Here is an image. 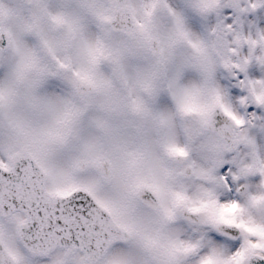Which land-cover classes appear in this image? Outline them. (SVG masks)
Masks as SVG:
<instances>
[{
	"label": "snow or ice",
	"instance_id": "1",
	"mask_svg": "<svg viewBox=\"0 0 264 264\" xmlns=\"http://www.w3.org/2000/svg\"><path fill=\"white\" fill-rule=\"evenodd\" d=\"M0 264H264V0H0Z\"/></svg>",
	"mask_w": 264,
	"mask_h": 264
}]
</instances>
